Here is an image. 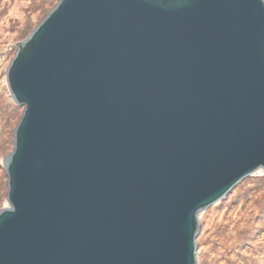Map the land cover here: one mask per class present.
Segmentation results:
<instances>
[{"label": "water", "instance_id": "water-1", "mask_svg": "<svg viewBox=\"0 0 264 264\" xmlns=\"http://www.w3.org/2000/svg\"><path fill=\"white\" fill-rule=\"evenodd\" d=\"M6 82L0 264H198L264 171V0H60Z\"/></svg>", "mask_w": 264, "mask_h": 264}, {"label": "rangeland", "instance_id": "rangeland-1", "mask_svg": "<svg viewBox=\"0 0 264 264\" xmlns=\"http://www.w3.org/2000/svg\"><path fill=\"white\" fill-rule=\"evenodd\" d=\"M26 4L27 0L13 1L12 7L8 12V16L6 17V19L2 20L1 25H3V27H0V147L1 145H3V127L4 125H6L5 121L9 120L8 116H10V118L14 116V120H12V126L14 127L16 125L14 127L15 130L20 121L19 118H21L23 112V108L15 104L11 98L6 82V71L18 50V45L25 39H27L32 31L38 26L37 25L30 32V34L28 33L27 37L23 41L17 42V31L19 28L15 24L18 23V25H21L26 22L28 18V12L23 10L25 9ZM36 14L37 13L31 14L33 24H37V22L40 20L39 15L36 17ZM11 18L14 22L8 25ZM5 99H8V101L12 102L14 106H5ZM13 133L11 143L12 150ZM8 139L11 140L10 136H8ZM11 149L4 151L0 149V164L3 162V158L8 156L12 152ZM4 174V169L0 168V183L7 181V178H5ZM260 175L264 176V171L259 170L252 176L244 179L225 197L224 200L211 206L210 208L199 214V235L197 237L198 264H225L226 257H219L220 252L223 248H226L227 245H229L231 238H233V234L230 230L243 224V221L245 219V210L242 209V206L239 205V201H237L238 197L240 196V194H243L244 191L246 192L249 188L253 187V185L255 187L256 183L258 182V178L256 177ZM244 182L245 184L238 188V186H240ZM233 202L235 203L231 204ZM7 206V201L5 199L4 203L0 207V210ZM242 212H244V215Z\"/></svg>", "mask_w": 264, "mask_h": 264}, {"label": "trees", "instance_id": "trees-1", "mask_svg": "<svg viewBox=\"0 0 264 264\" xmlns=\"http://www.w3.org/2000/svg\"><path fill=\"white\" fill-rule=\"evenodd\" d=\"M13 1L15 0H0V27H3V25H1L2 20L6 19L8 16ZM58 1L59 0H27V4L23 10L28 12V18L26 22L21 25H18V23L15 24L19 28L17 31V42L23 41L28 33L30 34V32L51 12ZM32 13H37L36 17L39 15L40 20L37 24L35 23L36 25L32 23ZM13 22L11 18L8 25ZM5 100V106H14L8 99ZM8 117L10 121H5L6 125L3 127L4 130L2 134H4V140L2 143L3 145L0 147L2 151L11 149L12 133L16 126H12L14 116L12 118H10V116ZM8 136H10L11 140L8 139ZM256 178H258V182L255 187L253 185V187L249 188L246 192L244 191V193L240 194L238 197L237 201H239V205L245 210V219L243 224L230 230L233 234V238H231L229 245L220 252L219 257H226L225 264H264V176L260 175ZM244 184L245 182L238 186V188ZM6 192V182L0 183V207L6 199ZM234 203L235 202L231 204ZM242 213L244 215V212Z\"/></svg>", "mask_w": 264, "mask_h": 264}]
</instances>
